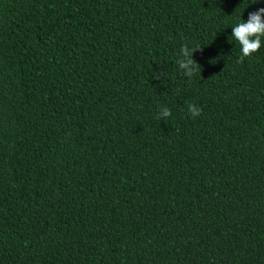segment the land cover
<instances>
[{"label":"trees","instance_id":"16d2710c","mask_svg":"<svg viewBox=\"0 0 264 264\" xmlns=\"http://www.w3.org/2000/svg\"><path fill=\"white\" fill-rule=\"evenodd\" d=\"M259 8L0 0V264H264Z\"/></svg>","mask_w":264,"mask_h":264},{"label":"clouds","instance_id":"9594fccd","mask_svg":"<svg viewBox=\"0 0 264 264\" xmlns=\"http://www.w3.org/2000/svg\"><path fill=\"white\" fill-rule=\"evenodd\" d=\"M231 36L241 46V61L258 52L262 47V38H264V8L249 13L247 21L243 20L232 27ZM200 48L201 46L189 48L185 45L180 50L183 59L179 61V67L186 70L184 74L189 78L195 75L199 65L192 59V53ZM188 110L193 116L200 114V109L194 105L189 104ZM161 114L167 118L170 116V111L165 108Z\"/></svg>","mask_w":264,"mask_h":264}]
</instances>
